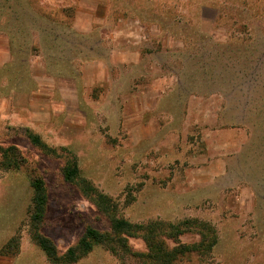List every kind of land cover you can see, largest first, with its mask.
Masks as SVG:
<instances>
[{
	"label": "rangeland",
	"instance_id": "obj_1",
	"mask_svg": "<svg viewBox=\"0 0 264 264\" xmlns=\"http://www.w3.org/2000/svg\"><path fill=\"white\" fill-rule=\"evenodd\" d=\"M87 228L71 264H264V0H0V264Z\"/></svg>",
	"mask_w": 264,
	"mask_h": 264
},
{
	"label": "trees",
	"instance_id": "obj_2",
	"mask_svg": "<svg viewBox=\"0 0 264 264\" xmlns=\"http://www.w3.org/2000/svg\"><path fill=\"white\" fill-rule=\"evenodd\" d=\"M78 169L77 166L74 165L71 168H67L64 171V179L67 181H71L77 175ZM32 187L35 195V225L41 222L44 207H45V190L43 181L36 179L32 182ZM113 229H120L124 227H131V224L124 220H113L112 221ZM33 239L36 245L40 248V250L44 253L45 257L49 262L56 264H71L78 259V257L86 252H88L93 245L96 243H101L104 239V235L98 233L94 229L87 228L79 240L77 246L75 248H70L63 255H58L55 245L45 236L41 235L36 231L33 235Z\"/></svg>",
	"mask_w": 264,
	"mask_h": 264
},
{
	"label": "crops",
	"instance_id": "obj_3",
	"mask_svg": "<svg viewBox=\"0 0 264 264\" xmlns=\"http://www.w3.org/2000/svg\"><path fill=\"white\" fill-rule=\"evenodd\" d=\"M61 73H62V72H61ZM89 73H90V67H87V68L85 69V71L82 72V78H85V80H83V81H84L83 83H87L86 80H89V79H88V74H89ZM79 74H80V73H78L76 76L79 77ZM61 75H63V74H61ZM61 75H60V76H61ZM66 75H68V73H66ZM71 77H73V76L71 75ZM80 77H81V76H80ZM36 81H37V82H36V85L38 84L39 86H42V85H41L42 80H36ZM51 85L53 86L52 83H51Z\"/></svg>",
	"mask_w": 264,
	"mask_h": 264
}]
</instances>
